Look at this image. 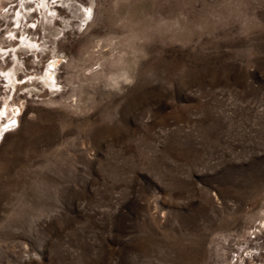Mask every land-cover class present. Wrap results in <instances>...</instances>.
<instances>
[{"label": "rangeland", "instance_id": "rangeland-1", "mask_svg": "<svg viewBox=\"0 0 264 264\" xmlns=\"http://www.w3.org/2000/svg\"><path fill=\"white\" fill-rule=\"evenodd\" d=\"M0 264H264V0H0Z\"/></svg>", "mask_w": 264, "mask_h": 264}, {"label": "snow or ice", "instance_id": "snow-or-ice-1", "mask_svg": "<svg viewBox=\"0 0 264 264\" xmlns=\"http://www.w3.org/2000/svg\"><path fill=\"white\" fill-rule=\"evenodd\" d=\"M54 2H55V0H54ZM32 27H36L35 25H32ZM15 124V121H13V125Z\"/></svg>", "mask_w": 264, "mask_h": 264}]
</instances>
